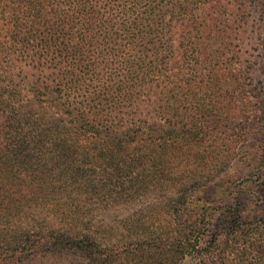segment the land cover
<instances>
[{
	"label": "trees",
	"instance_id": "obj_1",
	"mask_svg": "<svg viewBox=\"0 0 264 264\" xmlns=\"http://www.w3.org/2000/svg\"><path fill=\"white\" fill-rule=\"evenodd\" d=\"M247 2L0 0V264H264Z\"/></svg>",
	"mask_w": 264,
	"mask_h": 264
},
{
	"label": "rangeland",
	"instance_id": "obj_2",
	"mask_svg": "<svg viewBox=\"0 0 264 264\" xmlns=\"http://www.w3.org/2000/svg\"><path fill=\"white\" fill-rule=\"evenodd\" d=\"M232 1V0H225ZM235 9V8H234ZM246 9L248 16L250 17L248 26H246V38L242 41H235V44L239 43L244 45L245 57L258 62L261 60V50L264 48V0H248L246 3ZM256 79L254 85L258 88L262 87L259 83L260 78L255 75ZM215 187L212 188V190ZM225 189V185H223ZM222 189H217L215 194L218 197L221 195Z\"/></svg>",
	"mask_w": 264,
	"mask_h": 264
}]
</instances>
